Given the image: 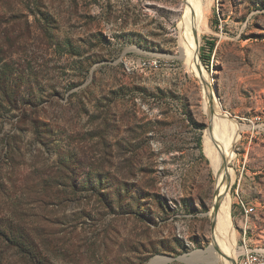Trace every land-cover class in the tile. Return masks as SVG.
<instances>
[{
	"label": "rangeland",
	"instance_id": "374dc122",
	"mask_svg": "<svg viewBox=\"0 0 264 264\" xmlns=\"http://www.w3.org/2000/svg\"><path fill=\"white\" fill-rule=\"evenodd\" d=\"M196 2L200 73L185 63L188 0H0V233L19 224L36 246L0 234V264L264 253V0ZM211 130L232 139L221 238Z\"/></svg>",
	"mask_w": 264,
	"mask_h": 264
},
{
	"label": "bare ground",
	"instance_id": "6f19581e",
	"mask_svg": "<svg viewBox=\"0 0 264 264\" xmlns=\"http://www.w3.org/2000/svg\"><path fill=\"white\" fill-rule=\"evenodd\" d=\"M206 11H207L206 8L204 6H201L198 2H196V0H188L187 15L183 19V23L181 27L182 31L186 35L185 40H183L185 50L187 51L186 56H185L186 57L185 63L187 64L189 69H191L194 73H200V71H203V69L199 63L198 53H197L198 45H199V38L197 37L194 38V37H191L190 35L192 34L193 30L196 29V25L198 24L199 20L205 18ZM206 87H207V93H208L207 98L209 99V102H210L209 109L212 113H214V116H216L215 113L219 111L216 109L214 101L211 99L213 97L212 84L211 85L209 84ZM219 109L221 110V107H219ZM216 117H217L216 120L218 121V117L220 118V114ZM216 137H217L216 132L214 130H211L208 141L206 142V151L209 157L212 159L213 164L216 168L217 174L219 175V183H218V188H217L216 197H215L214 210L212 211L211 216L215 218V221H216V224L214 226V231L220 237L219 235L220 229H223L225 226L229 224L228 209L225 208V205H224L225 197H226L225 195L226 166L225 165L229 161V157L231 153L230 152V140L232 141V139H231V136H228L229 142H227L225 145L220 146L216 143V139H217ZM251 211H249L248 214H250ZM243 250L241 249L239 251L234 252V254H232L233 260H236V258L239 256L241 252H243ZM227 255H229V251H227ZM209 257L211 256L209 255ZM220 259L221 258L217 256V259L214 261L215 262L220 261ZM184 260L187 261V263L188 262L191 264L196 263V261H194L193 259H187V260L184 259ZM160 262H161V259L157 258L151 264H159ZM210 262L212 263V261Z\"/></svg>",
	"mask_w": 264,
	"mask_h": 264
},
{
	"label": "trees",
	"instance_id": "16d2710c",
	"mask_svg": "<svg viewBox=\"0 0 264 264\" xmlns=\"http://www.w3.org/2000/svg\"><path fill=\"white\" fill-rule=\"evenodd\" d=\"M214 47L215 43L211 42L209 46L210 52H213ZM201 58L202 61L209 62V60H206L204 57ZM5 228H2L3 230L0 234H2L10 244L27 255L33 253V250L36 248L34 240L23 226L9 223Z\"/></svg>",
	"mask_w": 264,
	"mask_h": 264
},
{
	"label": "built area",
	"instance_id": "2783aa9c",
	"mask_svg": "<svg viewBox=\"0 0 264 264\" xmlns=\"http://www.w3.org/2000/svg\"><path fill=\"white\" fill-rule=\"evenodd\" d=\"M139 66L140 67L141 66H155V67L161 68L163 65H162V62L155 60L151 62L141 61L139 63ZM243 207L246 213L251 211L247 209L245 204H243ZM238 261H239L238 262L239 264H264V253L259 250H250L249 246L246 245L243 252L239 256Z\"/></svg>",
	"mask_w": 264,
	"mask_h": 264
}]
</instances>
